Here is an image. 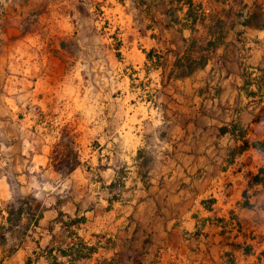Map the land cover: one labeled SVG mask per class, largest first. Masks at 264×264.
Listing matches in <instances>:
<instances>
[{
  "label": "crops",
  "instance_id": "crops-1",
  "mask_svg": "<svg viewBox=\"0 0 264 264\" xmlns=\"http://www.w3.org/2000/svg\"><path fill=\"white\" fill-rule=\"evenodd\" d=\"M0 226V264H264V0H0Z\"/></svg>",
  "mask_w": 264,
  "mask_h": 264
},
{
  "label": "trees",
  "instance_id": "trees-1",
  "mask_svg": "<svg viewBox=\"0 0 264 264\" xmlns=\"http://www.w3.org/2000/svg\"><path fill=\"white\" fill-rule=\"evenodd\" d=\"M75 166H76V161H74L73 164H70L67 162L63 165V167L55 165V169L69 173L75 168ZM28 201H30V200L29 199H17L16 200L17 206H15V207L13 205H7L6 206L5 210L8 214V217H7L8 222H11L12 224H17L19 222V218H20L21 214L24 212V213L29 214V216H31V219L34 220L33 221L34 224L37 223L38 219L41 216L42 210H39L40 206L36 205L34 210L32 211V209L28 206ZM38 210H39V213L36 214V212ZM3 231H4V227L0 226V240H2L1 234L3 233ZM61 254L64 255L65 253L61 252Z\"/></svg>",
  "mask_w": 264,
  "mask_h": 264
},
{
  "label": "rangeland",
  "instance_id": "rangeland-1",
  "mask_svg": "<svg viewBox=\"0 0 264 264\" xmlns=\"http://www.w3.org/2000/svg\"><path fill=\"white\" fill-rule=\"evenodd\" d=\"M69 46H70L71 49H73V51H75L77 53L78 46H79V42H76V41L73 40V41L70 42ZM77 75H78L77 72L74 73L73 76H76L74 78L78 79V76ZM64 127L67 128V126H64L63 124H58L57 126H54V129L53 130H54V132L57 130L60 133L64 129ZM72 139L73 138H71V137L70 138L63 139V141H61L57 145H54V144L51 143L54 147L55 146H59V148L57 147L56 150L59 151V152L61 151L62 154H65L66 155L65 158H63V157H60L59 158L60 159L59 160V164H65L67 162L70 163V164H73L74 163V161H75V156H74V152H73L74 146H73V143L71 145L69 144L70 141L73 142ZM6 171L9 173V175H11V172H10L11 171V168L10 167L7 168ZM14 199H15V202L13 204H11V205H13L15 207V206H17V204H16V199L17 198L14 197Z\"/></svg>",
  "mask_w": 264,
  "mask_h": 264
}]
</instances>
